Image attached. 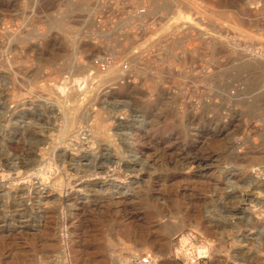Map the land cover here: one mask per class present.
I'll return each mask as SVG.
<instances>
[{
  "label": "rangeland",
  "instance_id": "1",
  "mask_svg": "<svg viewBox=\"0 0 264 264\" xmlns=\"http://www.w3.org/2000/svg\"><path fill=\"white\" fill-rule=\"evenodd\" d=\"M148 3L104 32L0 0V264H264V0Z\"/></svg>",
  "mask_w": 264,
  "mask_h": 264
},
{
  "label": "built area",
  "instance_id": "2",
  "mask_svg": "<svg viewBox=\"0 0 264 264\" xmlns=\"http://www.w3.org/2000/svg\"><path fill=\"white\" fill-rule=\"evenodd\" d=\"M80 1V0H74ZM91 4V19L93 23L104 30L109 27H116L127 24L133 27H144V25L156 26L157 23H164L165 17L156 13L148 3V0H82ZM150 23V24H149ZM104 39L103 37L98 38ZM103 41V40H102ZM114 57L109 54L96 56L93 60L95 66L106 71L113 63ZM124 73L131 77L127 65L123 67ZM126 76H124V79ZM125 81V80H124ZM206 255H198L191 264H196ZM128 264H158V261L150 254L135 256Z\"/></svg>",
  "mask_w": 264,
  "mask_h": 264
},
{
  "label": "bare ground",
  "instance_id": "3",
  "mask_svg": "<svg viewBox=\"0 0 264 264\" xmlns=\"http://www.w3.org/2000/svg\"><path fill=\"white\" fill-rule=\"evenodd\" d=\"M71 5V4H70ZM69 6V5H68ZM73 6V5H72ZM85 6V5H84ZM69 8V7H68ZM71 9V8H70ZM77 10H86L85 7H74L73 8V11H77ZM70 10H68V13H69ZM66 17V18H65ZM50 24L52 25V28H55L57 31L59 32H62V33H68L70 32L71 30H73L74 28L72 26H70V23H69V20L67 19V16H62L59 17V18H53L52 20H50ZM218 50V48H217ZM248 64V63H247ZM250 68H254V65L250 64L249 65ZM261 68L262 70H264V66L263 67H259ZM256 74V73H255ZM91 74H86L83 78H78L76 81L77 82H81V83H84V82H88L89 80H91ZM256 79V78H255ZM63 89V88H61ZM82 90V88H80ZM64 90V89H63ZM78 119L77 117H72V120H71V123L66 127L65 131H64V135L65 136H72L73 133L75 132V129H76V124L78 122ZM82 138V137H81ZM67 139V138H66ZM85 139V138H84ZM212 164V163H211ZM199 166V165H198ZM45 169L46 167H41L39 169H37L34 173H31L30 177H38V176H42L44 173H45ZM47 170V169H46ZM49 170V169H48ZM264 175V174H263ZM3 176V175H2ZM45 176V175H44ZM28 177V176H27ZM232 181V180H231ZM258 185V184H257ZM259 187V186H258ZM249 190V189H248ZM260 190V189H259ZM254 191V190H253ZM264 191V190H263ZM261 193V191H260ZM259 193V194H260ZM257 197V196H256ZM254 198V197H253ZM259 198V197H258ZM264 203V202H263ZM264 206V205H263ZM184 227V225L180 226V227H175L173 228L172 226H164L162 228V231L163 232H168L171 233L173 231H176V230H179V229H182ZM129 231V230H128ZM244 240V239H243ZM146 241V240H145ZM149 242V241H148ZM163 242V239L159 240V243L161 245ZM148 243L147 241L143 243V246H146ZM142 245V244H141ZM149 246V245H148ZM123 250V249H122ZM121 251V250H120ZM203 251V250H202ZM136 252H140V250H129L127 252H122L121 254L115 256V263L114 264H128L129 262V259L132 258L130 256H135L136 255ZM210 252V251H209ZM201 254H203L204 252H201ZM207 254V252H206ZM240 257V256H239ZM157 257H155L154 259H156ZM158 258H160V256H158ZM160 260V259H159ZM242 260V259H241ZM217 264H227L225 261H220V259L217 261Z\"/></svg>",
  "mask_w": 264,
  "mask_h": 264
},
{
  "label": "crops",
  "instance_id": "4",
  "mask_svg": "<svg viewBox=\"0 0 264 264\" xmlns=\"http://www.w3.org/2000/svg\"><path fill=\"white\" fill-rule=\"evenodd\" d=\"M60 3H66V1H68L69 2V4L68 5H70L71 7H78V6H82V7H85L86 8V11H88L87 13L88 14H83V15H79L77 18L78 19H76L75 20V23H93V21H92V19H91V16H90V11H89V9L86 7V5L90 8L91 7V4H90V2H85V1H82V0H80V1H72V0H58ZM73 5V6H72ZM85 5V6H84ZM71 7H69V8H71ZM69 9H67V11H68ZM66 14V13H65ZM67 19L70 21L72 18L70 17V14L68 15V17H67ZM71 23H74V21L72 20V21H70Z\"/></svg>",
  "mask_w": 264,
  "mask_h": 264
}]
</instances>
